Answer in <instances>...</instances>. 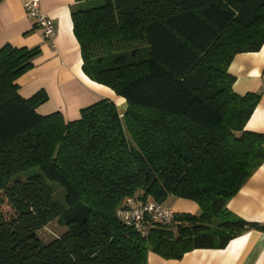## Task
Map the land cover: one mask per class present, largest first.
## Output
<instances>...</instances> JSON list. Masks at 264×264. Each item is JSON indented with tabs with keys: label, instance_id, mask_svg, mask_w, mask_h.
<instances>
[{
	"label": "trees",
	"instance_id": "trees-1",
	"mask_svg": "<svg viewBox=\"0 0 264 264\" xmlns=\"http://www.w3.org/2000/svg\"><path fill=\"white\" fill-rule=\"evenodd\" d=\"M97 1L72 9L73 34L83 72L124 100L122 117L109 99L75 120L39 114L46 93L24 99L16 81L40 48L0 47V264H146L150 251L179 260L264 232L227 210L264 164V134L246 130L260 97L236 94L228 73L264 46V0ZM130 197L188 200L200 214L141 236L116 215ZM55 220L66 231L45 244L38 233Z\"/></svg>",
	"mask_w": 264,
	"mask_h": 264
},
{
	"label": "crops",
	"instance_id": "crops-1",
	"mask_svg": "<svg viewBox=\"0 0 264 264\" xmlns=\"http://www.w3.org/2000/svg\"><path fill=\"white\" fill-rule=\"evenodd\" d=\"M26 1L29 0H2L0 3V47H39L41 51L34 60V68L17 79L19 95L28 99L43 90L48 101L37 109L38 113L60 112L66 121L78 119L81 109L100 99L113 101L119 114H123L126 110L124 100L83 72L71 11L84 9L86 3L38 0L42 12L53 20L56 28L52 47L28 18L23 6ZM228 73L235 78L233 90L236 94L259 95L246 130L264 134V46L257 52L234 56ZM163 204L175 214H200L198 205L192 201L168 197ZM227 210L247 222L264 226V164L242 184L228 202ZM146 264H264V232L249 230L232 239L225 248L196 249L179 260H167L150 251Z\"/></svg>",
	"mask_w": 264,
	"mask_h": 264
},
{
	"label": "built area",
	"instance_id": "built-area-1",
	"mask_svg": "<svg viewBox=\"0 0 264 264\" xmlns=\"http://www.w3.org/2000/svg\"><path fill=\"white\" fill-rule=\"evenodd\" d=\"M23 6L34 26L41 30L44 40L54 47L56 28L53 20L42 12L39 1L29 0ZM116 215L121 223L130 227L141 236H146L156 223L170 225L176 214L163 203L150 200L141 202L130 197L125 200Z\"/></svg>",
	"mask_w": 264,
	"mask_h": 264
},
{
	"label": "rangeland",
	"instance_id": "rangeland-1",
	"mask_svg": "<svg viewBox=\"0 0 264 264\" xmlns=\"http://www.w3.org/2000/svg\"><path fill=\"white\" fill-rule=\"evenodd\" d=\"M94 2H86V6L84 9H91L95 7H99L103 4V2H99L97 0H93ZM143 48L147 49V46H143ZM109 62L111 63V58H108L106 66H108ZM108 68V67H104ZM62 115V114H61ZM121 113V117H122ZM63 117V116H62ZM39 169L34 168L25 172L20 173L19 175L15 176L14 180H19V181H25L27 178H29L32 175L38 174ZM49 185L55 192V200L58 204L64 205V190L61 188L58 184L54 182H49ZM66 229L63 226L61 221L55 220L51 223H49L46 227L41 229L38 233L40 239L42 240L43 243L47 244L51 242L52 240H55L57 238H60L64 233Z\"/></svg>",
	"mask_w": 264,
	"mask_h": 264
}]
</instances>
